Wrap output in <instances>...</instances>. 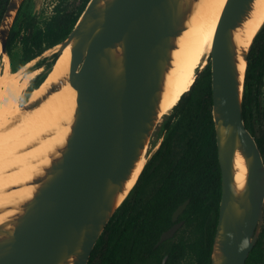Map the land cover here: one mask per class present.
Masks as SVG:
<instances>
[{
    "label": "water",
    "instance_id": "1",
    "mask_svg": "<svg viewBox=\"0 0 264 264\" xmlns=\"http://www.w3.org/2000/svg\"><path fill=\"white\" fill-rule=\"evenodd\" d=\"M198 1L88 2L54 52L58 57L70 45L68 76L51 82L40 97L21 104L25 110L34 109L66 83L77 91L66 143L43 173L28 182L37 185L33 196L0 224V264H88L97 240L132 190L121 199L160 120L173 51ZM254 1L227 0L209 57L222 178L211 264H246L264 224V158L246 127L242 107L253 40L242 52L246 62L242 73L234 38ZM21 3L9 0L4 12L2 54L7 52L12 19ZM198 75L199 71L195 79ZM238 153L247 166L242 188L235 181ZM188 203L186 199L175 209L174 224L161 234L157 245L183 226L184 221L178 219Z\"/></svg>",
    "mask_w": 264,
    "mask_h": 264
},
{
    "label": "trees",
    "instance_id": "2",
    "mask_svg": "<svg viewBox=\"0 0 264 264\" xmlns=\"http://www.w3.org/2000/svg\"><path fill=\"white\" fill-rule=\"evenodd\" d=\"M79 1L78 4L76 2ZM90 0H76L58 6L43 29L34 31L33 23L21 33V7L11 26L6 44L9 52L16 41L24 43V61L42 52L41 40L50 46L61 43L74 28ZM9 0L0 3V20ZM22 34V37H21ZM38 38V44L34 40ZM37 45V52L31 46ZM53 53L50 66L55 62ZM43 63H38L41 66ZM40 82L36 85L38 86ZM264 86V24L255 35L248 53L243 93V119L254 135L264 158V129L257 135L251 122L252 111L260 106ZM211 65L203 70L173 107L171 114L185 116L191 112L187 128L179 132L180 123L170 128L150 161L143 168L135 186L115 211L97 240L88 264H211L222 193L221 168L212 114ZM253 109V110H252ZM180 153L170 156L174 145ZM166 159L159 184L147 199L143 193L156 168ZM186 199L189 203L179 217L183 226L159 245L161 234L169 229L175 209ZM167 256L165 263L163 258ZM246 264H264V229L251 250Z\"/></svg>",
    "mask_w": 264,
    "mask_h": 264
},
{
    "label": "bare ground",
    "instance_id": "3",
    "mask_svg": "<svg viewBox=\"0 0 264 264\" xmlns=\"http://www.w3.org/2000/svg\"><path fill=\"white\" fill-rule=\"evenodd\" d=\"M227 0H199L178 38L167 73L160 106V118L168 115L195 80L198 69L209 60L216 28ZM264 23V0H255L245 22L236 29L239 69L246 62L242 52L248 48ZM0 49V224L19 211L20 204L33 196L37 185L28 184L52 161V156L66 143L77 105V91L70 84L51 94L40 106L25 110L21 101L29 82L39 69L14 70ZM3 62V63H2ZM71 66L70 45L56 58L47 78L32 90L29 100L40 97L51 82L67 77ZM31 88V87H30ZM40 108V109H39ZM146 151V150H145ZM146 163L143 156L121 199L134 187ZM235 181L244 186L247 166L241 154L235 160Z\"/></svg>",
    "mask_w": 264,
    "mask_h": 264
},
{
    "label": "rangeland",
    "instance_id": "4",
    "mask_svg": "<svg viewBox=\"0 0 264 264\" xmlns=\"http://www.w3.org/2000/svg\"><path fill=\"white\" fill-rule=\"evenodd\" d=\"M6 0H0L2 6L5 4ZM76 0H22L20 5L22 11V17L20 19V25H22L21 33H25L26 28L25 25L27 23H33L34 31L37 32L40 29H43L47 22H49L52 17L55 15L57 7L59 6H68L71 3H74ZM79 1L76 2L78 4ZM5 12V11H4ZM17 13L15 12V18L12 19L13 23L17 17ZM4 15V13H3ZM3 15L1 17L0 23L2 21ZM12 23V24H13ZM264 24V23H263ZM41 40V49L42 52L40 55L35 56L29 61H24L23 57V50H24V43L22 41H16L12 46L9 52L5 54H1L2 57H7L12 65L13 69H22L24 72L27 71H35L39 69L36 76L29 82L27 89L24 92L21 104L27 103L29 101V97L31 92L34 88L37 87V83L40 84L47 78L52 65L50 66V62L52 61V55L55 51H57L60 45L50 46L47 39H44V36ZM34 44H38V38L34 40ZM39 50L37 45L31 46L32 52H37ZM3 63V62H2ZM38 63H43L42 66L37 67ZM211 65V60H208L207 65ZM198 69L199 75L202 74L203 70L207 67ZM211 83H212V73H211ZM39 84V85H40ZM38 85V86H39ZM31 87V88H30ZM40 109V108H39ZM253 110V109H252ZM173 111V110H172ZM172 111L166 115L165 117L160 118L158 121L150 140L147 144L146 151L144 153V157L146 158L145 165L150 161L154 153L159 148L160 144L170 132V128L180 123L179 132L183 129L187 128V124L190 119L191 112H188L185 116L180 115L179 113L171 114ZM251 122L254 125L255 129L257 130V135L259 132L264 129V86L262 88V94L260 96V106L252 111ZM170 123L171 127H167V123ZM180 153V146L178 144L174 145L170 156H175V154ZM145 167V166H144ZM166 167V159L161 163L160 166L156 168V173L154 174L151 181L147 184L144 193L143 199H147L149 195L154 191V189L159 184V178L161 173L165 170ZM129 195V194H128ZM264 229V224L261 227L260 234ZM260 236V235H259Z\"/></svg>",
    "mask_w": 264,
    "mask_h": 264
},
{
    "label": "flooded vegetation",
    "instance_id": "5",
    "mask_svg": "<svg viewBox=\"0 0 264 264\" xmlns=\"http://www.w3.org/2000/svg\"><path fill=\"white\" fill-rule=\"evenodd\" d=\"M21 37H22V34H21ZM41 66H42V65H41ZM37 67H40V66L37 65ZM14 70H17V69H14ZM178 220H179V219H178ZM183 221H184V220H183ZM179 229H180V228H179ZM165 257H167V256L165 255ZM165 257H164V258H165ZM164 258H163V263H165V261H166V259H167V258H166L165 261H164Z\"/></svg>",
    "mask_w": 264,
    "mask_h": 264
}]
</instances>
